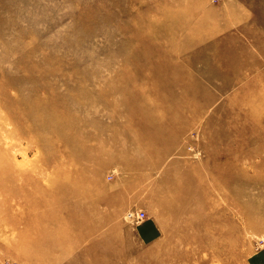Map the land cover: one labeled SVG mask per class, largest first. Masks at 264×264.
Returning <instances> with one entry per match:
<instances>
[{
  "label": "rangeland",
  "instance_id": "374dc122",
  "mask_svg": "<svg viewBox=\"0 0 264 264\" xmlns=\"http://www.w3.org/2000/svg\"><path fill=\"white\" fill-rule=\"evenodd\" d=\"M0 264H264V0H0Z\"/></svg>",
  "mask_w": 264,
  "mask_h": 264
},
{
  "label": "built area",
  "instance_id": "2783aa9c",
  "mask_svg": "<svg viewBox=\"0 0 264 264\" xmlns=\"http://www.w3.org/2000/svg\"><path fill=\"white\" fill-rule=\"evenodd\" d=\"M128 218H129V219H133V215H132V214H129V215H128ZM141 218H142V216H141Z\"/></svg>",
  "mask_w": 264,
  "mask_h": 264
},
{
  "label": "bare ground",
  "instance_id": "6f19581e",
  "mask_svg": "<svg viewBox=\"0 0 264 264\" xmlns=\"http://www.w3.org/2000/svg\"><path fill=\"white\" fill-rule=\"evenodd\" d=\"M154 44V43H153Z\"/></svg>",
  "mask_w": 264,
  "mask_h": 264
}]
</instances>
